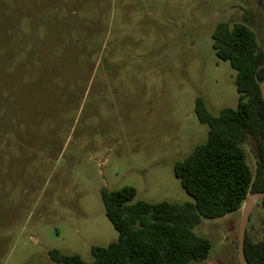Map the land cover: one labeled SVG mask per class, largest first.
<instances>
[{
    "label": "rangeland",
    "instance_id": "obj_1",
    "mask_svg": "<svg viewBox=\"0 0 264 264\" xmlns=\"http://www.w3.org/2000/svg\"><path fill=\"white\" fill-rule=\"evenodd\" d=\"M218 22H245L264 49V0H0V264H63L53 248L91 262L118 236L104 187L193 201L173 164L206 140L195 100L213 115L238 102ZM241 146L255 175L256 147ZM244 205L201 217L209 254L189 264H240ZM246 235L264 240L259 200Z\"/></svg>",
    "mask_w": 264,
    "mask_h": 264
},
{
    "label": "trees",
    "instance_id": "obj_2",
    "mask_svg": "<svg viewBox=\"0 0 264 264\" xmlns=\"http://www.w3.org/2000/svg\"><path fill=\"white\" fill-rule=\"evenodd\" d=\"M215 55L235 70L238 92L235 107L211 114L200 97L194 111L208 126L207 137L183 159L173 173L193 201L148 202L135 199V189H100L104 212L118 232L106 245H92L91 262L77 253L48 250L49 258L63 264H189L205 259L208 238L193 227L201 217H222L238 211L249 193L264 191V100L259 82L264 79V49L255 31L245 22H218L212 33ZM253 141L258 155L256 174L241 143ZM259 202L264 207V198ZM244 253L249 264H264V240L251 242Z\"/></svg>",
    "mask_w": 264,
    "mask_h": 264
},
{
    "label": "water",
    "instance_id": "obj_3",
    "mask_svg": "<svg viewBox=\"0 0 264 264\" xmlns=\"http://www.w3.org/2000/svg\"><path fill=\"white\" fill-rule=\"evenodd\" d=\"M259 88L261 97L264 100V79L259 82ZM264 198V191H258L251 193L249 197L245 200L244 205V211L241 216V222H240V229H239V237H238V244H237V250H238V258L240 264H249L246 260L245 253H244V241H245V235H246V225L248 222L249 214L253 208V205L256 201Z\"/></svg>",
    "mask_w": 264,
    "mask_h": 264
}]
</instances>
